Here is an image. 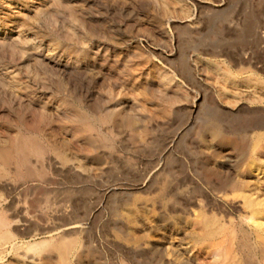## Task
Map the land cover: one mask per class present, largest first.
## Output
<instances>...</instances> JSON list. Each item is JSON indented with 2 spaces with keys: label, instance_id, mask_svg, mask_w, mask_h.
<instances>
[{
  "label": "rangeland",
  "instance_id": "obj_1",
  "mask_svg": "<svg viewBox=\"0 0 264 264\" xmlns=\"http://www.w3.org/2000/svg\"><path fill=\"white\" fill-rule=\"evenodd\" d=\"M37 1L0 0V147L13 154L0 166V214L20 255L58 264L56 250L24 243L71 231L70 264L233 262L231 236L191 235L167 194L185 176L202 182L194 160L225 172L250 143L245 131L235 149L212 141V124L241 128L259 107L223 104L226 81L205 59L248 60L264 77V0ZM191 185L179 191L191 197ZM207 190L238 225L241 198ZM15 255L0 264H43Z\"/></svg>",
  "mask_w": 264,
  "mask_h": 264
},
{
  "label": "bare ground",
  "instance_id": "obj_2",
  "mask_svg": "<svg viewBox=\"0 0 264 264\" xmlns=\"http://www.w3.org/2000/svg\"><path fill=\"white\" fill-rule=\"evenodd\" d=\"M25 5L27 4L25 3ZM191 19L192 18H188V21ZM185 21H187V19H185ZM260 37H261V45H262L261 49L264 52V32L261 33ZM205 61L208 64L210 63L213 64V68L218 70L221 73L220 75H222L223 79L226 81L223 82V84L220 87L222 93L224 94L222 95V97L220 96V98H223L222 99L223 104L229 106L233 110H238L239 108H241L240 106H242L243 103L249 104L253 107H259L257 108L258 110L257 114L253 116H249L247 118L246 124L243 122L245 125L241 128L235 127L233 129V128H228L223 124L220 125L219 123L212 124L210 129V133H211L210 136H212V141H214V143L216 142L217 144L216 146L220 151L228 150L231 148L235 149L239 147V143H240L237 140L238 137L236 138L235 135L241 133L242 131H245L246 135L251 134L250 143H246L242 147L244 148V151L240 153V160L237 161L235 164L230 165L225 172H216L217 170L216 171L210 170L208 167V164L210 162H207L208 160L207 157L205 156L200 157L197 160H194L193 166L191 167L194 168L197 176L201 179L202 182L199 183L196 180H194L195 178L193 179L192 177L185 176L184 178L178 181L176 187L174 186V188H172V190L168 192L167 199L169 204L173 203V205H171L170 210L175 213L177 212L180 213L177 215L182 216L181 218L186 219L187 221L186 223H188L190 227L192 226L193 230L191 235H198L201 236L200 238H208V239H215L218 237V235H230L232 241L234 240V243L237 246L238 254H239L237 258L236 256L233 257L234 260L230 264H253V262L250 259V254H251L250 251H255L258 254V256L264 260V197H263L264 194V108H263L264 107V77L260 74V72H258L256 67L253 64H251V62L248 60H245L243 62L242 61L236 62L232 60L230 61L229 64H227L226 62H220L215 59L211 60V58L205 59ZM246 73L249 74L247 75ZM244 74H246V76ZM194 106L198 107V102H196ZM23 138L21 140H23ZM17 139L20 140L19 137L16 138V140ZM26 141H28V138L26 139ZM26 141L25 143L27 144L28 142ZM22 142L23 141H21V143ZM247 142L249 141L247 140ZM214 143L213 145H215ZM37 144L36 145L31 144L32 145L31 149L32 150L34 149L33 150L34 152L36 151L39 152V154H41L42 153L41 149H43V147ZM213 150L214 151H212V155L214 156L216 154V149L213 148ZM10 151L6 149V147H0L1 167L5 165L6 162H8L9 159L13 156V154L11 156V153H9ZM20 153L21 152H19V154ZM60 156L61 155H59V157ZM64 157L66 160L65 155ZM64 157L62 156L60 158H64ZM200 169H202V171H200ZM251 176L253 177V179H250ZM187 183L189 184V186L190 184L193 185L195 194L191 197H186L187 194L183 195L181 193L183 190H185V188L182 191H179L182 189V186L186 185ZM203 183L205 184V186L203 185ZM207 188L215 192L217 195L225 196L227 199H229L227 197L229 196L227 195L229 193L233 198L236 197L241 198V200L236 201V203H234L235 207L241 210V214H240L241 216L239 218L240 222L238 225H236L235 221H232L233 218L232 215H230L229 211H226V209L216 207L215 205L212 204L211 196ZM238 191H243V192L239 193ZM221 213H223L224 215L223 214L221 215ZM222 217H224V219ZM224 221L225 222L227 221V223H229V226H226V223H224ZM10 224L11 222L8 219V217H6L5 215L3 216V214H0V260L4 259L5 256H7V254H9L11 251L12 252L15 251L16 255L17 254L20 255V253H24L19 251L24 246L22 243H21L22 246L18 245L20 243L16 240L17 239L16 234L12 231L13 229H11ZM70 232H64L57 240H54L55 239L54 237H48L34 242L28 241L24 243V245L27 251L33 253H38V252L40 253V251L42 252L44 250L47 251L49 250V252L50 250L53 251L56 250L57 258H58V260H56L57 263L59 262L62 264L63 263L70 264L69 257L74 249L75 243H77L75 238L70 237L73 234L72 232H71L72 234ZM229 248L231 249V247ZM240 251H242L244 255L240 254L241 253ZM20 257L23 260L35 262V263H39V262L43 264H46V262L51 263L50 262L51 259L49 261H45L42 260L43 258L41 257L39 260L36 259L34 256L30 257L23 254L20 255ZM215 262L222 264L223 259L221 257H218L215 259ZM53 264L56 263L53 262ZM224 264H228V263H224Z\"/></svg>",
  "mask_w": 264,
  "mask_h": 264
}]
</instances>
